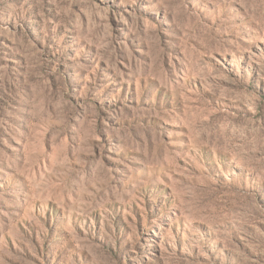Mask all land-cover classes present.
<instances>
[{
    "label": "rangeland",
    "instance_id": "1",
    "mask_svg": "<svg viewBox=\"0 0 264 264\" xmlns=\"http://www.w3.org/2000/svg\"><path fill=\"white\" fill-rule=\"evenodd\" d=\"M0 264H264V0H0Z\"/></svg>",
    "mask_w": 264,
    "mask_h": 264
}]
</instances>
